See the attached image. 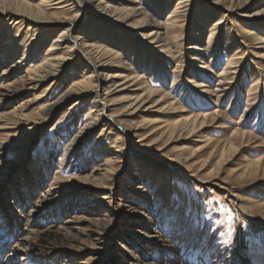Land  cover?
<instances>
[{
	"label": "rangeland",
	"instance_id": "374dc122",
	"mask_svg": "<svg viewBox=\"0 0 264 264\" xmlns=\"http://www.w3.org/2000/svg\"><path fill=\"white\" fill-rule=\"evenodd\" d=\"M26 1L34 5L40 0ZM73 1L48 6V14L58 20L40 30L22 18L10 22L0 17V87L10 85L12 90L3 95L0 89V260L264 264V171L253 170L255 158L264 155V49L239 27L252 28L264 38V16L240 15L264 7V0H252L238 11L209 0H189L186 20L179 34H173L178 47L172 56L156 53L132 35L128 24L142 16L129 18L125 26L99 18L83 20L73 34L84 31L116 49L150 86L167 92L175 103L171 107L150 101L147 111L120 113L138 92L120 83L109 95L113 103L105 115L119 112L125 125L140 126L137 135L129 138L103 120L68 149L75 134L97 116L92 96L119 80L99 84V79L108 71L126 72L112 65L93 73L75 55L55 79L29 88L27 76L46 57L71 53L69 44L50 48L69 26L64 19L78 13ZM101 1L122 15L139 3L151 19L161 22L179 0ZM142 29L147 32L150 26ZM196 43L204 49L197 60L187 48ZM242 55L241 71L225 95L199 94L194 88L193 83L201 81L216 90L229 58L239 60ZM89 76L93 89L42 112L41 107L57 100L73 82ZM248 102L253 104L245 113ZM209 112L217 113L215 120L199 134L167 128L175 118ZM206 137L210 143L191 155ZM230 142L237 148L224 163L221 151Z\"/></svg>",
	"mask_w": 264,
	"mask_h": 264
},
{
	"label": "bare ground",
	"instance_id": "6f19581e",
	"mask_svg": "<svg viewBox=\"0 0 264 264\" xmlns=\"http://www.w3.org/2000/svg\"><path fill=\"white\" fill-rule=\"evenodd\" d=\"M51 0L44 1L40 0L38 3L32 5L28 3L26 0H0V17L2 20L6 21H14L15 19L22 18V20H28L30 24L36 30H40L46 24H54L57 22L58 18L52 16V14H48V6L60 4L63 0H54L52 3H49ZM132 4L136 2L134 0H126ZM78 7V13L70 18H65L64 22L67 23L69 26L65 31H60L57 35L55 40L52 41L51 50L57 49L64 44L71 45V53L63 54V52H58L57 54H52L46 57L35 69V71L30 75L27 76V81L29 88L36 89L42 82L45 80L52 78L55 79L61 70L64 67L66 62L70 59L69 56H80V58L84 59L88 68L93 72L97 73V71L102 67H109V66H116L120 69H125V73H119L115 71H108L104 73L103 79H99V84H104L103 81H111L112 78L117 77L118 81H111L113 82L112 87H106L103 90V93H95L92 97L94 99L93 105L97 108V116H95L91 121L87 122L82 129H80L75 136L72 138L73 140L68 145V149L74 147L87 133L90 131L94 126H96L99 122L103 120H107L112 123L114 126L119 128L121 131L125 133V135L129 138L137 135V129L140 127L139 125H125L121 118L118 117L119 112L110 113L105 115V110L108 111L109 106L113 103L109 95L111 92L117 88V85L126 84V85H133V90H138L133 94L132 98L129 97L127 102L122 106L120 113L124 114H133L135 112H144L148 110L149 106H146L147 103L150 101L153 104H159L165 102L168 106H174L175 102L170 101V97L168 93L165 91H161L158 89L153 88L150 86L146 79L141 74H137L133 67L129 66L123 58H121L120 53L116 49H112L107 47L100 41L96 39L90 38L91 35L85 34L84 31L73 34L83 20L87 18V20L99 18L102 21H112L117 22L118 25H127V20L131 17L135 16H142L140 20L136 24H128L132 30V35L134 37L140 38L145 41L146 44L153 47L156 53L160 54H167L172 56L174 52V48L178 47V42L173 37V34L178 31L181 27V24L186 20L187 14L190 10V3L189 0H179L178 4L175 6L173 11L166 16L164 21H156L155 19H151L149 17L148 11L146 8H143L141 4L137 3L133 5L132 10L129 13L122 15L119 13L122 10H116L110 7L109 2L107 1L105 5H101V0H74ZM252 2V0H209V3L220 5L227 11L232 10H242L243 8H247L246 5ZM257 3V2H256ZM68 5V4H67ZM65 6V5H64ZM246 12V11H244ZM82 14V16H80ZM242 16H256L261 15L264 16V7L252 10L250 13H241ZM91 21V20H90ZM95 21V20H94ZM143 23H140V22ZM18 22V21H17ZM222 21H220L221 23ZM219 23V22H218ZM201 25L200 21L197 23ZM143 25L150 26V29L146 32L144 31ZM220 25V24H219ZM218 25V26H219ZM242 33L250 34V37L254 40L255 44H258L257 47L264 49V38L255 33L252 28H247L243 25H239ZM215 33L211 32V35ZM176 37V36H175ZM34 39V38H33ZM199 44H190L187 48L192 49L195 52V56H192V59H200L199 53L204 52V49L200 47ZM25 52V51H24ZM50 52V51H49ZM52 52V51H51ZM198 53V54H196ZM24 54V53H23ZM49 54V53H48ZM238 56V55H237ZM234 56L229 58V66L220 74L219 79V87L216 90H209L205 87V85L201 81H196L193 83L194 88L198 89L199 94H206V95H225L227 90L231 88L233 85V80L236 75L241 71V63L244 59V56L239 57ZM237 57V58H235ZM235 59L238 60L239 63H235ZM202 68L206 67V63L204 62L203 65H200ZM115 82V83H114ZM51 81L50 84H52ZM72 86L63 93L57 100L50 104H46L41 107L42 112L45 114L50 111V109L57 106L60 102H62L65 98H69L72 95H82L86 92H89L93 89L94 84L91 82V76L87 78H81L76 82H73ZM25 84V82H24ZM49 84V85H50ZM26 86V84H25ZM28 88V89H29ZM1 92L3 95L8 94L10 91V85L6 87H0ZM113 89V90H112ZM1 95V94H0ZM39 96L38 98L40 99ZM218 97V96H217ZM108 98V99H107ZM22 102L20 104V111H23L25 105ZM27 104V103H26ZM217 104V103H215ZM253 102H248L244 108V112L246 113L250 110ZM174 109V108H172ZM178 111H184L182 109H175ZM160 111V110H157ZM25 113V112H23ZM99 113V114H98ZM244 113V114H245ZM21 114V113H20ZM19 115V114H18ZM26 115V114H25ZM24 115V119L26 122L30 121L27 116ZM182 115V114H181ZM215 112H209L205 114H192L187 116H182L175 118L174 120L170 121L168 126V130L171 133L176 131H185L188 135H195L201 133V131L210 126L213 120H215ZM29 116V115H28ZM30 117V116H29ZM218 117V116H217ZM20 117H18L19 119ZM107 118V119H106ZM21 120V119H20ZM105 121V123L107 122ZM151 121V120H150ZM20 122V121H19ZM107 122V123H108ZM149 124L151 122H148ZM16 126V125H15ZM240 137L245 136V132L236 133ZM145 137V136H144ZM144 137L140 138V141H143ZM207 141L205 144H201V146L196 147L192 150V154L198 153L202 151L207 143H210V140L206 137ZM236 146H234L233 142H230L229 148H225L221 151V158L222 162L225 163L226 155L230 154L231 152L236 150ZM228 152V153H227ZM227 153V154H226ZM206 162V161H205ZM254 169L258 170L262 169L264 171V155H260L255 158L254 160ZM251 166V165H250ZM251 168V167H250ZM246 169V168H245ZM249 173V172H248ZM254 175V174H253ZM8 261L6 259L0 260V264H7Z\"/></svg>",
	"mask_w": 264,
	"mask_h": 264
}]
</instances>
